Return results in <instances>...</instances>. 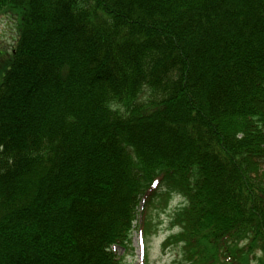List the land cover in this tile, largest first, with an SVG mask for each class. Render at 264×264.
Here are the masks:
<instances>
[{"label":"trees","instance_id":"obj_1","mask_svg":"<svg viewBox=\"0 0 264 264\" xmlns=\"http://www.w3.org/2000/svg\"><path fill=\"white\" fill-rule=\"evenodd\" d=\"M0 264H123L186 199L171 264H264V0H0Z\"/></svg>","mask_w":264,"mask_h":264},{"label":"rangeland","instance_id":"obj_2","mask_svg":"<svg viewBox=\"0 0 264 264\" xmlns=\"http://www.w3.org/2000/svg\"><path fill=\"white\" fill-rule=\"evenodd\" d=\"M17 37L16 20L9 14L0 15V81L5 73V61ZM168 200L162 207L158 206L150 213V225L147 231H143V239L137 228L132 232L131 246L124 252L115 249L117 255L123 258V264H171L178 255V250L170 248L162 250V242L167 236L174 234L178 229L170 227V217L174 209L181 204V200L175 196ZM143 247L144 251H142Z\"/></svg>","mask_w":264,"mask_h":264}]
</instances>
